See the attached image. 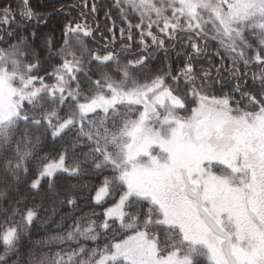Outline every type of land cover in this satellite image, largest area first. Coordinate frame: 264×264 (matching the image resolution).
Wrapping results in <instances>:
<instances>
[{
	"label": "snow or ice",
	"instance_id": "6c2138e0",
	"mask_svg": "<svg viewBox=\"0 0 264 264\" xmlns=\"http://www.w3.org/2000/svg\"><path fill=\"white\" fill-rule=\"evenodd\" d=\"M81 8L42 54L0 0V264H264V0H110L99 49Z\"/></svg>",
	"mask_w": 264,
	"mask_h": 264
},
{
	"label": "trees",
	"instance_id": "16d2710c",
	"mask_svg": "<svg viewBox=\"0 0 264 264\" xmlns=\"http://www.w3.org/2000/svg\"><path fill=\"white\" fill-rule=\"evenodd\" d=\"M8 3H11V6L13 9L17 8V4L19 0H7ZM106 3V4H103ZM83 3V0H31V4L33 9L41 15V17H46L47 18V23L46 24H40L37 25L34 21L32 22H21V17L19 15L16 16V20L18 23L13 24L14 28H19L21 26V23L25 25V31L24 35H27L29 32L32 31L33 28H37V35L39 39H37L34 43L35 45L41 50L43 54V49H44V40L47 37H51L54 41L57 42V46H59V43L61 41V26L65 24L68 20H80V12L84 11L87 12V8H81V4ZM91 0H89V6L91 5ZM102 3V4H101ZM61 5L65 6L63 11H59L58 9L61 8ZM98 11L95 14L94 17L88 20L89 24H93V21L98 23L100 31L96 33V42L93 43L91 40L88 41L89 47L92 49H99L100 46L104 43L103 40H100V34L103 32L105 36H107V32H105V28H111L112 27V22L110 20L106 19L105 13L109 10L110 7V0H101L100 3L96 4ZM48 13H52V15L48 16ZM112 20L115 21L116 24V34L117 38L119 39V28L124 27V25L121 23L120 19L116 15L115 12H113L112 15ZM136 20H133L135 22ZM138 40L139 37H136ZM120 44L117 43L116 49L119 51L120 49ZM169 50L167 53L165 51L160 50V49H153L152 50V56H153V66L156 68H160L165 64V57L167 56V62L171 63L173 69L178 68L182 66L183 64V56H177L178 52H182L183 49L178 45L175 49H172L171 46H168ZM215 48V45H212L209 48V52L213 51ZM140 49L136 47L135 45L132 48V53H135L139 51ZM128 58L131 59L132 55L127 54ZM212 61L214 64H219L220 61L216 59L215 57H211ZM57 61H53V63H56ZM207 66V64H205ZM95 67V66H93ZM49 71L51 69H48ZM43 74V73H41ZM224 78L228 79L229 77L227 74H224ZM227 90V89H225ZM51 148L50 144H45L44 150L47 151ZM31 179V178H30ZM3 189L0 188V191ZM20 191L21 194H27V189L26 186L21 185L20 186ZM81 199L79 200L80 204V209L76 211V215H79L81 212L87 213L90 212L93 209L92 204L90 203L88 197H89V192L84 190L81 191ZM37 202H39V197L36 198ZM45 207H49V201H45ZM97 212L100 211L99 208L95 209ZM57 212L58 215L56 216V220L59 221L60 215L63 214H71V210L65 206L63 208L57 207ZM42 216H48L50 215L49 212H44L42 211L41 213ZM67 223L71 224V220H69ZM54 227L52 225L49 226ZM44 233V229L37 227L33 229V239H39ZM2 251V249H0Z\"/></svg>",
	"mask_w": 264,
	"mask_h": 264
},
{
	"label": "rangeland",
	"instance_id": "374dc122",
	"mask_svg": "<svg viewBox=\"0 0 264 264\" xmlns=\"http://www.w3.org/2000/svg\"><path fill=\"white\" fill-rule=\"evenodd\" d=\"M100 1H101V0H94V2H95L96 4L100 3ZM91 2H93V0H91ZM101 4H102V3H101ZM103 4H106V3L103 2ZM136 22H138V21H135V22H133V23H136ZM121 27H122V26H121ZM136 37H139V36H136Z\"/></svg>",
	"mask_w": 264,
	"mask_h": 264
}]
</instances>
